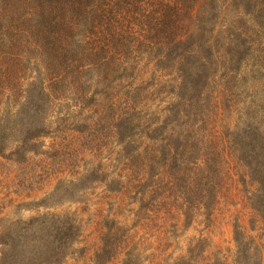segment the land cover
Instances as JSON below:
<instances>
[{
    "label": "rangeland",
    "instance_id": "obj_1",
    "mask_svg": "<svg viewBox=\"0 0 264 264\" xmlns=\"http://www.w3.org/2000/svg\"><path fill=\"white\" fill-rule=\"evenodd\" d=\"M170 2L143 8L170 9L172 38L132 20L140 40L86 102L5 55L0 264L47 215L75 235L52 264H264V0Z\"/></svg>",
    "mask_w": 264,
    "mask_h": 264
},
{
    "label": "trees",
    "instance_id": "obj_2",
    "mask_svg": "<svg viewBox=\"0 0 264 264\" xmlns=\"http://www.w3.org/2000/svg\"><path fill=\"white\" fill-rule=\"evenodd\" d=\"M143 1L0 0V28L3 35L1 37L0 34V43L1 48L7 49L2 52L0 64L2 61L7 63L9 69L5 73L9 72L11 64L7 60L10 58L6 56L10 55L15 58L14 69H25L28 60L24 52L33 56L34 68L31 70L36 72L34 78L36 81L38 79L42 94L50 96V99L63 97L75 85L68 78H76L83 86L82 94L77 99L82 102L91 100L92 96L86 92L87 87L92 83H104L107 74L117 72L121 57L131 52L140 40L132 31V20L139 21L144 27L155 26L156 35L161 32L172 38L174 30L167 28L170 9L166 10V16L161 17V11L156 8L152 13L146 12ZM170 1L176 2L177 5L173 2H170L171 6L168 5L175 9L180 0ZM147 31L151 37L145 38H152L151 30ZM3 67L7 68L4 64ZM62 90L64 93H57ZM23 93H26L24 99L27 100L29 90ZM54 217H35L29 222L34 225L28 223L36 229L37 225H44L49 219L48 225L52 228L49 227L46 238L26 239L24 230L18 234L17 254L21 256L23 264H52L58 262L66 252L68 242L75 236L74 226L61 223L60 218L52 224ZM39 247L47 252L38 250Z\"/></svg>",
    "mask_w": 264,
    "mask_h": 264
}]
</instances>
